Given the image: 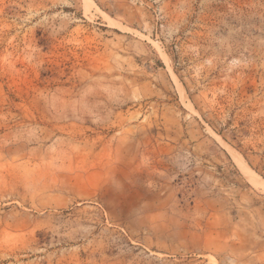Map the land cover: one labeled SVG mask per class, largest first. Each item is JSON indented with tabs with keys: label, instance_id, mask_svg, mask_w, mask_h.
<instances>
[{
	"label": "rangeland",
	"instance_id": "374dc122",
	"mask_svg": "<svg viewBox=\"0 0 264 264\" xmlns=\"http://www.w3.org/2000/svg\"><path fill=\"white\" fill-rule=\"evenodd\" d=\"M0 264H264V0H0Z\"/></svg>",
	"mask_w": 264,
	"mask_h": 264
},
{
	"label": "bare ground",
	"instance_id": "6f19581e",
	"mask_svg": "<svg viewBox=\"0 0 264 264\" xmlns=\"http://www.w3.org/2000/svg\"><path fill=\"white\" fill-rule=\"evenodd\" d=\"M252 178V177H251Z\"/></svg>",
	"mask_w": 264,
	"mask_h": 264
}]
</instances>
